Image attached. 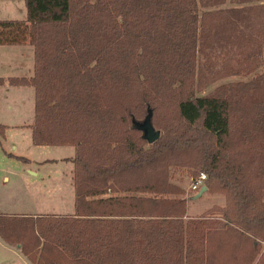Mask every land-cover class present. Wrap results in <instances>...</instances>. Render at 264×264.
Wrapping results in <instances>:
<instances>
[{"label":"trees","instance_id":"trees-1","mask_svg":"<svg viewBox=\"0 0 264 264\" xmlns=\"http://www.w3.org/2000/svg\"><path fill=\"white\" fill-rule=\"evenodd\" d=\"M226 1L24 0L0 20V45L33 48L31 76L0 77L34 89L32 143L75 149V213H0L4 243L31 264H264V72L196 94L264 66V0ZM173 169L225 205L186 217Z\"/></svg>","mask_w":264,"mask_h":264},{"label":"rangeland","instance_id":"rangeland-1","mask_svg":"<svg viewBox=\"0 0 264 264\" xmlns=\"http://www.w3.org/2000/svg\"><path fill=\"white\" fill-rule=\"evenodd\" d=\"M232 4L227 0L221 7ZM26 17L24 0H0V20H22ZM5 52L0 47V77L16 75L10 73V62L4 59ZM264 58V48H263ZM264 72V66L250 75L229 76L209 84L202 90H197V95L209 93L216 86L238 80H248ZM15 73V72H14ZM4 78V79H5ZM29 87V86H25ZM32 88L11 87L7 82L0 85V124L5 125L4 135H0V211L11 209L16 201L17 193L25 187L62 192L65 201H71L74 196V186L70 176L72 163L68 160L59 163L45 161V159L70 155L73 146L34 145L31 140V129L27 124L33 123L34 98L29 92ZM17 146V150L13 146ZM9 153L26 156L32 159L30 167H40L37 177L27 173L26 162L21 161ZM62 166H64L62 168ZM29 167V166H28ZM49 175V176H47ZM41 177H45L41 179ZM193 178L186 170L173 169L171 181L179 185L183 193L178 195L186 200L187 214L190 217H199L213 206H224L225 196L219 192L203 193L198 198H193L198 191L190 189V180ZM213 194V195H212ZM17 247L19 245H11ZM20 247V246H19ZM0 264H20L12 254L0 249Z\"/></svg>","mask_w":264,"mask_h":264},{"label":"crops","instance_id":"crops-1","mask_svg":"<svg viewBox=\"0 0 264 264\" xmlns=\"http://www.w3.org/2000/svg\"><path fill=\"white\" fill-rule=\"evenodd\" d=\"M3 52H5L4 59H8L10 62V69L11 71H8L10 73L16 74L12 76H31L33 72V48L30 45H0ZM15 72V73H14ZM9 77V76H8ZM5 78V77H3ZM7 78V77H6ZM5 78V79H6ZM16 88H26L29 87L25 86H12ZM32 91L29 92L30 96L34 98V89L33 87ZM32 123L27 124L28 128L31 129L29 126ZM72 145H63L60 147H65ZM14 149L17 150V146H13ZM71 149L70 155L67 156H60L56 158H48L45 159V161H53L52 163H59V161L63 162L65 160H68L74 155V146ZM17 156H22L28 161L25 163L27 164V173L30 176L37 177L40 173V167L36 166L35 168L30 167L32 164V159L13 153ZM70 161V160H68ZM71 162V161H70ZM72 163V162H71ZM29 166V167H28ZM64 166H62L63 168ZM49 176V175H47ZM70 176L72 178L73 176V163L72 168L70 170ZM45 177H41V179H44ZM73 184V182H72ZM74 188V187H73ZM204 193H208L206 190ZM213 195V194H212ZM62 192H59L55 189L49 191L45 190L42 191L39 188L34 189L33 187H25L20 190V192L17 193V199L12 205L11 209L7 211H3L0 213H5L9 215H18V216H39V215H71L75 213V206H74V196L71 201H65L63 199ZM223 206V205H222ZM186 217H190L186 212ZM262 245L264 247V242H262ZM0 249H2L5 252H8L12 254L15 258L18 259L20 264H31L21 253L20 247H13L11 245H8L4 243L0 239Z\"/></svg>","mask_w":264,"mask_h":264},{"label":"water","instance_id":"water-1","mask_svg":"<svg viewBox=\"0 0 264 264\" xmlns=\"http://www.w3.org/2000/svg\"><path fill=\"white\" fill-rule=\"evenodd\" d=\"M133 127L142 131V136L148 141V143H153L160 136V131L155 129L152 125L150 111L144 120L133 122ZM206 190L207 187L203 185L193 198L200 197Z\"/></svg>","mask_w":264,"mask_h":264},{"label":"built area","instance_id":"built-area-1","mask_svg":"<svg viewBox=\"0 0 264 264\" xmlns=\"http://www.w3.org/2000/svg\"><path fill=\"white\" fill-rule=\"evenodd\" d=\"M206 178L207 177L204 172H200L196 177L191 178L190 189L193 191H199L200 188L204 185Z\"/></svg>","mask_w":264,"mask_h":264}]
</instances>
